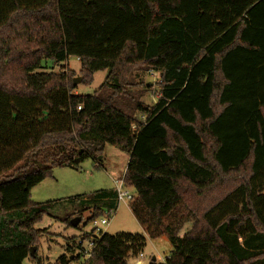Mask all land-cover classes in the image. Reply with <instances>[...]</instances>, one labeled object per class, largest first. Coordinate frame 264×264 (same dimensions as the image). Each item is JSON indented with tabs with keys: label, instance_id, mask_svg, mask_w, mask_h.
I'll list each match as a JSON object with an SVG mask.
<instances>
[{
	"label": "trees",
	"instance_id": "16d2710c",
	"mask_svg": "<svg viewBox=\"0 0 264 264\" xmlns=\"http://www.w3.org/2000/svg\"><path fill=\"white\" fill-rule=\"evenodd\" d=\"M72 57L84 85L107 71L92 95L55 71ZM136 71L158 74L154 105L129 95ZM105 145L128 155L129 210L172 248L164 264H264V0H0V264L37 244L53 203L30 191ZM84 198L67 226L116 209L115 192ZM144 244L103 234L84 264Z\"/></svg>",
	"mask_w": 264,
	"mask_h": 264
},
{
	"label": "rangeland",
	"instance_id": "374dc122",
	"mask_svg": "<svg viewBox=\"0 0 264 264\" xmlns=\"http://www.w3.org/2000/svg\"><path fill=\"white\" fill-rule=\"evenodd\" d=\"M72 71L74 78H82L80 64L76 58H69L61 67L55 71ZM107 71H98L93 74L92 82L84 85L81 81L76 87L78 95H92L104 82ZM158 74L136 71L131 75L129 83L134 86L127 87L129 95L138 98L147 105H154L157 100ZM150 84L149 86H147ZM124 103L128 99H121ZM128 155L109 145H105L102 153L95 160L88 159L79 164L77 170L55 168L52 176L46 178L30 191V201L35 204L52 202L47 214L34 225V229L40 231L37 244L33 254L29 253L22 264H60L58 259L65 257L69 262L72 257L78 255V250L72 247L79 237L88 235L93 229L92 221L88 222L89 212H84L82 221L77 228L66 225L62 218L72 210H80V204L89 194L97 191L115 192L124 175ZM116 181V183H115ZM125 189V188H124ZM131 191L130 189H125ZM77 217V216H76ZM75 218V217H73ZM72 218V219H73ZM101 215L95 219L99 226ZM191 225L187 224L180 233L182 237L189 231ZM108 236L121 234L138 235L145 239L144 247L141 249V257L129 258L127 264H148L152 258L157 263L164 264L172 252V248L166 239L151 240L147 237L145 229L138 224L129 210L128 202L116 203L115 213L108 226L99 227ZM241 242V239H238ZM135 258V259H134Z\"/></svg>",
	"mask_w": 264,
	"mask_h": 264
},
{
	"label": "built area",
	"instance_id": "2783aa9c",
	"mask_svg": "<svg viewBox=\"0 0 264 264\" xmlns=\"http://www.w3.org/2000/svg\"><path fill=\"white\" fill-rule=\"evenodd\" d=\"M122 179H123V177H122ZM115 183H116V181H115ZM125 189H124V186L122 184V180L120 181V183L117 186L115 185V194H116V203L117 204L124 203V202H128V204H129L135 199L136 195L133 192L125 190ZM114 213H115V210L104 211L102 214L104 219L100 220L99 226L97 225L95 220L92 221L93 229L88 234V235H90V238L86 237L88 235H84V236L79 237L75 241L76 247H77L76 249L78 250L79 260L76 262H72L71 264H84L90 258L97 241H99L101 236L103 234H105V233H103L102 230L99 229V227L108 226V224L111 221ZM138 256L141 257V254H138ZM129 258H132V256L128 257L127 262L129 260ZM134 261H135L134 264H139V261H136V260H134Z\"/></svg>",
	"mask_w": 264,
	"mask_h": 264
},
{
	"label": "water",
	"instance_id": "95a60500",
	"mask_svg": "<svg viewBox=\"0 0 264 264\" xmlns=\"http://www.w3.org/2000/svg\"><path fill=\"white\" fill-rule=\"evenodd\" d=\"M81 79L82 78H74L73 80H72V84H73V86L75 87V86H77L78 84H79V82L81 81ZM150 84H148L147 86H149ZM80 222H81V217H75V218H73V219H71L70 221H69V224H70V226L72 227V228H76L79 224H80ZM33 251H34V248H31L30 249V253H32L33 254ZM155 259L154 258H152V261H154Z\"/></svg>",
	"mask_w": 264,
	"mask_h": 264
}]
</instances>
